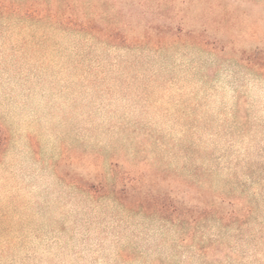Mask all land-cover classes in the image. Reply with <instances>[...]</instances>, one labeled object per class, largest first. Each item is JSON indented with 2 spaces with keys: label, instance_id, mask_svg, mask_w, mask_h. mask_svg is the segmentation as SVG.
Here are the masks:
<instances>
[{
  "label": "rangeland",
  "instance_id": "rangeland-1",
  "mask_svg": "<svg viewBox=\"0 0 264 264\" xmlns=\"http://www.w3.org/2000/svg\"><path fill=\"white\" fill-rule=\"evenodd\" d=\"M249 48L264 0H0V264H264Z\"/></svg>",
  "mask_w": 264,
  "mask_h": 264
},
{
  "label": "trees",
  "instance_id": "trees-1",
  "mask_svg": "<svg viewBox=\"0 0 264 264\" xmlns=\"http://www.w3.org/2000/svg\"><path fill=\"white\" fill-rule=\"evenodd\" d=\"M156 30L159 34L168 35L174 39H184L188 40L193 38L192 32L187 30L186 32H181V30L174 31L172 27L168 25L157 26ZM248 65L264 71V50L260 48H249L248 54ZM2 137H0V145L2 144ZM158 207V213L163 219H169L172 217V220L177 218L186 219L189 222H197L199 220L206 219L210 214L211 210L209 208H196L189 207L185 208L180 206L173 200L167 202L166 199L160 200V202H156Z\"/></svg>",
  "mask_w": 264,
  "mask_h": 264
}]
</instances>
